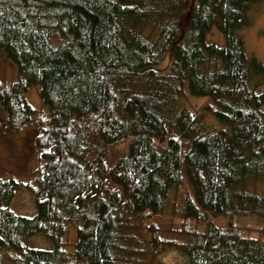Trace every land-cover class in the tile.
<instances>
[{
    "label": "trees",
    "instance_id": "obj_1",
    "mask_svg": "<svg viewBox=\"0 0 264 264\" xmlns=\"http://www.w3.org/2000/svg\"><path fill=\"white\" fill-rule=\"evenodd\" d=\"M263 1L0 0V50L18 76L0 87L5 128L34 118L31 88L48 114L33 216L11 209L19 184L0 178V251L16 255L11 264H164L162 249L148 251L155 232L146 249L127 242L139 237L135 218L149 229L173 207L182 181L181 219L203 230L163 240L182 256L174 263L264 264V230L252 238L233 221L264 219V65L240 35ZM191 100L205 102L194 113ZM37 235L51 248L28 247Z\"/></svg>",
    "mask_w": 264,
    "mask_h": 264
},
{
    "label": "rangeland",
    "instance_id": "obj_2",
    "mask_svg": "<svg viewBox=\"0 0 264 264\" xmlns=\"http://www.w3.org/2000/svg\"><path fill=\"white\" fill-rule=\"evenodd\" d=\"M250 14H248V24L250 23V25H247L246 29H243L240 35L244 42L245 53L252 55L264 65V1L254 6ZM209 39L219 42V46L223 43L216 30L212 32ZM167 64L168 59L162 63V66L158 67L157 71L164 70ZM17 78L15 66L0 50V87L9 86L16 82ZM37 90L38 88H31L26 92V100L34 108V118L22 129L13 130L8 128L6 130L5 113L0 109V176L12 178L19 184L13 201L11 202V209L17 214L24 216H33L35 213L32 197L28 188L34 186L36 171L41 165L40 152L37 147L40 143L38 137L40 136L41 130L45 127L48 117L47 110L42 105ZM190 102L192 104V106L190 105L191 110L196 113L199 109L197 106H201L205 101L191 100ZM208 122L212 123V120L208 119ZM124 148L125 144L123 143L109 148L106 156L107 163L109 165L113 164L121 156L122 152H124ZM257 188H259V184L253 187V190H257ZM188 194V186L185 181H182L169 196V202L173 207L169 208L167 206L162 215L152 219L151 226L149 227L152 232L147 229L148 221L145 218H142V222L139 221L138 217L135 218L133 223L138 226L137 234L139 237L135 241L129 240L127 242L129 248L134 246L135 251L146 249L149 243H145L143 239L144 234H153L155 232V236H157L156 246L151 245L148 251L151 248L162 249L165 254H158L157 258L159 260L164 258V264L180 263L182 256L176 250L171 251L173 248H166L170 244L163 243V240L176 239L177 242H175L178 244L180 242L182 243L183 239H187L186 236H189L187 235L188 231L200 232L203 230V227H199L200 225H195L190 221H183L181 219L179 210ZM233 221L235 224L251 230L248 235L252 238L257 237L256 230H264V219L242 217L235 218ZM215 222L219 226L226 224L225 220L222 219L215 220ZM73 236L74 234H70L69 232L68 236L64 239V247L68 251L72 249L74 242ZM27 246L40 249L51 248L44 237L40 235L31 237ZM131 251L134 252L133 249ZM0 256L5 264H11L13 259L16 258V255L11 251H0ZM126 257L130 262H133V257L130 256V253Z\"/></svg>",
    "mask_w": 264,
    "mask_h": 264
},
{
    "label": "bare ground",
    "instance_id": "obj_3",
    "mask_svg": "<svg viewBox=\"0 0 264 264\" xmlns=\"http://www.w3.org/2000/svg\"><path fill=\"white\" fill-rule=\"evenodd\" d=\"M32 107V106H31ZM33 108V107H32ZM34 109V108H33ZM25 127V126H24ZM40 135H41V133H40ZM38 144V143H37ZM38 147V146H37ZM38 150H39V152H40V149H39V147H38ZM39 156H40V153H39ZM35 177H36V175H35ZM0 178H3V179H12V178H5V177H1L0 176ZM14 180V179H13ZM15 181V180H14ZM35 181V180H34ZM16 182V181H15ZM33 201V200H32ZM33 205H34V202H33ZM35 208V207H34ZM15 212V211H14ZM16 213V212H15ZM24 216V215H23Z\"/></svg>",
    "mask_w": 264,
    "mask_h": 264
}]
</instances>
